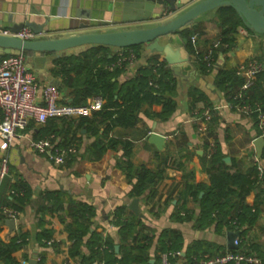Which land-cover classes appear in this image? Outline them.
Returning <instances> with one entry per match:
<instances>
[{"label": "crops", "instance_id": "1", "mask_svg": "<svg viewBox=\"0 0 264 264\" xmlns=\"http://www.w3.org/2000/svg\"><path fill=\"white\" fill-rule=\"evenodd\" d=\"M72 1L0 0V9L10 6L13 21L16 22L19 20L17 11H33L34 19L42 22L40 12L48 17L68 16L72 9ZM108 1L81 0L79 9L91 11L94 18H103L97 9L106 7ZM196 1L191 0V3ZM217 9L204 13L188 27L192 29V35H197L199 52L203 53L209 47L212 49L213 64L207 72L202 73L199 70L197 59L186 47L185 36L181 34V38L171 40L173 47L180 50L181 55L182 48L188 51L189 64L181 66L178 71L169 67L176 81L174 96L176 107L169 118L162 120L154 115L161 111L160 104H143L137 111L139 119L133 127L116 126L108 133V137L131 143L130 160L135 166L143 164L153 170L164 167L163 176L156 184L154 194L148 198L146 190L143 197L138 198L140 214H136L128 207L133 198L127 194L129 184L125 172L120 167L121 161L125 159L120 144L107 149L98 159H93L88 148L94 138L87 135L85 128H75L72 124L68 136L74 133L76 151L70 153L62 164H55L47 153L33 151L30 142L52 134L49 132L52 124L56 125V130H62L65 122L59 119L42 124L31 121L14 138L6 152L9 171L3 180L7 183L1 188V193L8 194L11 191L9 183L21 180L26 185L28 197L20 210L14 211L10 217L0 218V238L6 241L13 235L26 234L25 243L13 252V256L20 264H29L28 261L33 256L35 264H63L72 259L69 256L71 241L66 229V225L71 222L70 217L65 216V220L62 221L60 214L63 211L47 210L51 203L57 200H61L64 207L79 201L93 205L95 217L92 227L103 237H110L113 240V251L116 256L120 255L122 243L119 242L118 229L111 221L117 209L124 206L120 213L121 217L133 219L134 224L132 233L124 238V243L138 244L142 247V252H137L141 253L148 264H160L163 253L179 252V255H170L169 260L192 262L205 253L242 249L248 250L250 252L248 255L256 256L261 264V259L264 258V203L258 205L255 219L251 223L244 222L232 228L222 225L217 230L215 223L205 227L197 226L199 200L204 192L200 191L194 195L185 189L186 181L209 184V176L202 161L215 144L220 147L224 158L229 157L230 162H225L227 165L235 162L236 167L245 171L251 164L256 163L259 174L264 173V161L261 157L257 158L253 145L255 137L264 138V128H259L252 115L244 114L232 107L227 94L215 84L218 69H236L249 58H258L264 62V36L241 23L231 35L233 44L220 45L221 27L216 15ZM60 24L58 21L51 22L52 26ZM147 24L150 23H126L105 30L134 28ZM166 41V38L161 39L162 43ZM105 47L108 57L117 56L118 48ZM138 49L134 61L118 74V82L130 78L139 67L145 66L150 58L163 60L162 54L150 51L146 44L140 45ZM23 54L25 59L27 56L30 58L33 56L31 52ZM98 54L101 55L102 52ZM54 61L43 63L31 58V67L28 68L41 85L56 81L60 90L59 100L70 102L72 100L70 89L64 85L60 75L55 76L52 73ZM238 76L244 81L243 76ZM190 87H196L207 96L211 109L202 101L190 106L191 97L188 93ZM201 110L203 111L200 114ZM210 110L217 116L212 133H209L208 121L203 119L205 111ZM151 131L165 137L162 149L148 142L147 138ZM59 137L58 135L56 138ZM188 172L193 173V178L187 176ZM255 194L253 190L246 195L244 199L246 205L252 206L255 203ZM184 216L189 218L185 219ZM8 218L14 219V228L7 223ZM41 218L45 222L44 227L52 231L51 238L45 241V244L37 238L40 229L38 222ZM172 232L176 233L174 240H171ZM230 233L235 235L231 246L236 245V248L228 246ZM235 239H238L237 244H234ZM115 245H118V249H115ZM168 245L172 248L165 249ZM104 247L107 248V245ZM242 262L245 264L247 261ZM0 264H3L1 259Z\"/></svg>", "mask_w": 264, "mask_h": 264}, {"label": "trees", "instance_id": "2", "mask_svg": "<svg viewBox=\"0 0 264 264\" xmlns=\"http://www.w3.org/2000/svg\"><path fill=\"white\" fill-rule=\"evenodd\" d=\"M216 15L221 27L219 44L232 45L233 38L231 35L241 25L240 18L230 6L219 7ZM181 34L187 38L186 47L191 53H194L190 43L192 29L186 28ZM139 47L140 45H136L121 49L125 53L131 50L137 56ZM106 50L105 46H97L80 54L60 57L54 61L52 73L55 76L60 75L64 85L70 89L72 100L66 103L85 104L88 99L100 97L102 106L90 115L78 118H49L47 122L53 119L65 122L62 130H56V125L52 124L49 127V132H52L55 137L60 136L56 146H67L74 144L73 140H75L73 132L68 136L72 124L75 128H85L87 135L94 138L88 148L93 159H98L107 149L115 148L117 144H120L125 158L121 161L120 167L125 172L129 184L128 196L130 198H142L145 191L148 190L146 196L149 198L154 194L155 186L163 176L164 167L153 170L143 164L135 166L130 160L131 143L108 137V133L116 126L133 127L139 119L137 111L143 104H160L161 111L154 115L159 116L162 120L169 118L176 107L174 101L176 81L166 62L153 57L148 60L145 66L139 67L130 78L118 82L117 76L125 68L126 62H123L121 66L110 68V65L117 60V56L108 57L109 54ZM100 51L102 52L101 55L98 54ZM2 56L4 55L0 57ZM202 56L199 51L195 53L199 70L205 73L209 67L203 61ZM242 82L243 78L236 74V69H218L216 71V87L227 94L232 107L235 104L243 103L251 106L258 104L261 111H264V69L256 72L253 83L246 91H243L244 96L237 98L235 94L241 91L238 86ZM188 93L191 97V107L196 102L202 101L205 106L211 109L208 98L202 91L196 87H190ZM210 112L211 117L207 126L209 133H212L217 116L212 110ZM251 115L257 123L256 112ZM261 159L264 161V147ZM202 163L209 176V184L185 182V189L189 193L195 195L200 191L204 192L199 200L200 210L197 226L205 227L215 223V228L218 230L222 225L232 228L244 222L251 223L255 219L258 205L264 203V173L259 174L257 164H251L245 171L236 167L235 162L227 165L224 161V154L217 144L210 153L205 154ZM187 176L193 178V173L188 172ZM6 183L2 181L0 187L1 219L7 216L2 212V206L11 209V211H18L28 197L26 185L21 180L9 183L11 191L3 195L1 188ZM253 190L256 192L255 203L248 206L244 199ZM124 208L123 206L117 209L115 217L111 221L117 227L119 242L122 243L119 256L114 254L113 240L110 237H103L100 232L92 227L95 217L93 205L79 201L64 207L62 201L57 200L51 203L47 210L63 211L60 214L62 221L65 220V216L70 217L71 222L66 225L71 241L69 256L79 264H92L97 260L104 262V264H148L141 253L137 252H142V247L138 244L124 243V238H127L134 229L133 219H123L120 215ZM184 218L189 217L184 216ZM44 224L45 222L41 218L38 222L40 229L37 238L39 241L42 240L43 244L52 236L51 229L45 228ZM175 234L172 232L171 240L176 238ZM25 235L23 233L13 235L6 241L0 238V259L3 264H20L13 256V252L25 243ZM104 245H107V248ZM170 248L172 247L168 245L165 249ZM173 248L175 249L176 246ZM232 251L250 253L246 249ZM261 264H264V258L261 259Z\"/></svg>", "mask_w": 264, "mask_h": 264}, {"label": "water", "instance_id": "3", "mask_svg": "<svg viewBox=\"0 0 264 264\" xmlns=\"http://www.w3.org/2000/svg\"><path fill=\"white\" fill-rule=\"evenodd\" d=\"M80 1L73 0L69 15L61 18L48 17L40 12L42 22L34 19L33 11H17L19 20L16 22L13 21L10 6L0 9V27L8 28L14 34L26 26L40 37L22 39L13 34H0V56L31 52L33 60L44 63L80 54L97 46L121 49L146 44L150 51L162 54L163 60L172 70L178 71L181 66L189 64L188 51L182 48L181 55L180 50L173 47L171 40L181 38V32L201 15L222 6L232 7L248 29L264 36V0H197L193 3L191 0H109L106 7L97 9L103 18H94L91 11L79 9ZM167 11L172 12V15L166 16ZM54 21L61 24L52 26L51 22ZM126 23L150 24L105 30ZM162 38H166L167 41L162 43ZM31 58L26 57L27 67H31ZM52 84L58 85L56 81ZM147 140L158 149H162L165 144V137L155 131L149 133ZM253 145L257 158H260L264 138L255 137ZM224 160L230 162L229 157H225ZM128 207L136 214H140L138 198H133ZM6 221L14 228L13 218ZM228 235L230 237L228 246L236 248V245L231 246L235 235L231 233ZM115 249H118V245H115ZM28 263L35 264V256L30 258Z\"/></svg>", "mask_w": 264, "mask_h": 264}, {"label": "built area", "instance_id": "4", "mask_svg": "<svg viewBox=\"0 0 264 264\" xmlns=\"http://www.w3.org/2000/svg\"><path fill=\"white\" fill-rule=\"evenodd\" d=\"M166 16L172 15L167 11ZM0 34H13L7 28L0 27ZM22 39H35L38 35L30 28L23 27L17 33L13 34ZM190 43L194 49V55L198 52L197 35L190 36ZM216 46V44H213ZM202 59L208 67L213 64L212 49L209 47L202 53ZM135 53L131 50L126 53L119 49L117 60L110 65V68L121 66L126 62V66L131 64L135 59ZM125 66V67H126ZM264 69V62L256 58H249L239 64L236 68V74L243 76L244 81L240 87L241 91L236 92L235 97L242 98L243 91H246L253 83L256 72ZM60 90L57 85L52 83L39 84L35 76L26 65L25 55L8 54L0 57V187L4 178L8 175L9 160L7 149L13 143L14 138L22 132L26 126L34 121L38 124L45 123L49 118H78L90 115L93 111L98 110L102 106V99L94 97L88 99L85 104H71L61 102ZM237 110L244 114L251 115L256 112L257 124L260 129L264 128V111H261L258 104L251 106L250 104H235ZM211 117L209 111H205L203 119L208 121ZM57 138L53 134H49L44 138L32 140L30 148L37 153H47L49 158L55 164H62L65 158L76 151L74 144L67 146H56ZM211 150H209V153ZM3 213L12 216L15 212L5 206L1 207ZM238 243V239L234 240V244ZM170 255H179L175 253H163L160 264H227L232 262L239 264L247 261L251 264H259V260L254 255L244 254L242 252H234L225 250L216 253H205L192 262L169 260ZM63 264H79L76 260L70 259ZM92 264H104L102 261H94Z\"/></svg>", "mask_w": 264, "mask_h": 264}]
</instances>
